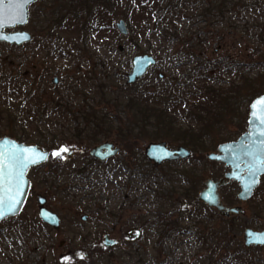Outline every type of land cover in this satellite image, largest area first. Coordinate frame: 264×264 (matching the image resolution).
<instances>
[{
    "label": "rangeland",
    "instance_id": "rangeland-1",
    "mask_svg": "<svg viewBox=\"0 0 264 264\" xmlns=\"http://www.w3.org/2000/svg\"><path fill=\"white\" fill-rule=\"evenodd\" d=\"M157 1H160L159 6H151V2L156 4ZM157 1L150 0L146 11L132 18V27L124 18L116 16L105 19L113 29L85 34L73 19L53 23L51 16L66 6L67 0H43L31 7L28 24L19 29L29 32L32 41L21 49L0 44L1 72L7 67L14 70L17 59L18 64H25L23 67L33 68L29 69L32 74L27 80L29 83L42 84L40 88L48 92V89H54L63 103L75 106V109L83 103H92L88 99L103 83L98 74L102 63L106 64L113 84L120 86L126 83L132 58L143 54L153 56L157 65L137 80L136 85L141 91L161 89L163 93L169 92L165 99L175 101L163 104L169 109L174 105V113H168L174 121L172 128H159L158 119L149 121L142 131L135 130L137 139L131 142L135 147L130 144L128 147L131 153L121 151L116 160L101 165L93 162L86 168L82 167L84 159L89 158L88 151L94 145L88 146L84 140L69 137L72 129L82 122L78 111L61 120L65 132L45 134V131H34L33 126L26 128V137L29 136L26 143L48 141L57 148L50 152L47 162L34 171L35 194L29 198L22 213L0 222V264H244L239 251L251 255L255 264H264V247H246L243 236L246 228H264V178L246 202L233 198L232 194L239 192L234 183L219 189L225 201L243 210L240 215L224 217L198 201V193L206 180H218L227 171L223 164L209 160L207 155L217 153L221 143L236 140V128L242 124L241 112L238 115L222 114L219 123L200 135L197 134L198 123L187 109L194 106L195 98L199 96L196 91L198 78L206 75L203 65L209 60L237 59L243 67L247 65V79L252 87L264 91V61L260 59L264 47L257 44L260 52L252 54L244 43L247 36L253 40L254 36L260 38L262 35L257 28H250L259 23V16L251 13L255 7L244 9L245 4H257V0H233L225 17L217 14L206 17L214 27L205 26L207 23L198 12L197 0H189L188 4L195 6L190 12L176 17L173 6L180 0ZM67 5L69 7V3ZM120 19L128 29L126 36L115 29ZM136 20L141 23L134 28ZM228 22L238 27L239 36L223 31L222 25ZM167 25L172 32L177 31L179 38L193 41L196 47L188 51L194 56L183 50L174 38L164 37L163 33L169 31ZM186 34L191 36L185 38ZM237 39L241 41L239 45ZM172 56L179 59L174 65L170 63ZM7 62L12 65H6ZM207 73L214 88L227 89L236 77L234 71ZM38 76L43 77L44 82ZM54 79L56 85L52 83ZM249 88L244 89L241 98L248 94ZM171 94L173 96H169ZM248 102L244 100L241 104L246 118L251 104ZM119 118L121 121L123 118L132 122L139 120L129 114L123 118L119 115ZM101 119L105 118L101 116ZM50 137L55 141L49 140ZM152 142H165L170 148L182 146L189 150V157L155 168L144 156L145 146ZM62 146L70 151L78 149L80 159L70 163L65 162L67 153L61 154L64 158L51 155ZM115 146L121 147L117 143ZM38 174L45 177L46 184L37 181ZM191 182L194 183L193 190L189 189ZM37 195L45 197L46 207L60 217L59 229L51 230L39 223ZM193 211L196 213L190 218ZM109 214L115 218H110ZM84 215L86 221L81 220ZM230 219L238 226L231 225ZM162 220H176L177 223L175 227H166L160 223ZM104 235L119 241V245L105 248L101 245ZM131 236L136 238L130 240Z\"/></svg>",
    "mask_w": 264,
    "mask_h": 264
},
{
    "label": "trees",
    "instance_id": "trees-1",
    "mask_svg": "<svg viewBox=\"0 0 264 264\" xmlns=\"http://www.w3.org/2000/svg\"><path fill=\"white\" fill-rule=\"evenodd\" d=\"M134 1L136 2H133V0L129 2H125V0H67L69 7L67 4L66 6H62L55 11L51 18L54 20L53 23L65 21V19H73L74 23L79 26L80 31L85 34H88L89 31L103 32L105 29H113V27H111L112 25L107 24L105 19H111V17L115 18L116 16L124 18L127 23L129 22V26L132 27V18L144 13L150 2V0ZM232 1L233 0H197V5L199 6L198 12L201 17L204 18L205 23H207L205 26L208 27L209 25L214 27L210 19L206 18L210 15L217 14L220 17H225L226 12L230 10ZM154 2H151V6L157 7L160 5V1H157L156 4H154ZM256 2L257 4L250 2L244 5V9L250 7L252 10L253 6L255 7L251 13L259 16V23L256 25L257 27L252 26L250 28H257L258 32L262 33L260 38L254 36L253 40L250 36L246 37L244 43L252 54L260 52L259 48H256L257 44L260 45L261 48L264 47V0H257ZM188 3L189 0H180L179 3L173 6L176 10L175 17L181 13L186 14V11L190 12L192 7L195 6L193 3ZM257 6L259 7L256 8ZM258 9L262 10V13H260ZM255 10L258 13H256ZM139 20H136L135 25L133 24L134 28L141 23ZM45 29L46 27L43 28L42 31ZM169 29L170 27L167 25V30ZM222 29L235 37L239 36L238 27L233 26L231 22L222 25ZM246 30L247 27L244 31ZM163 35L166 38L170 37V40L174 38L179 42L177 44L187 52H189L188 50L191 51L193 47H196L193 45V41L184 39L183 37L179 38L176 30L173 32L172 30L165 31ZM188 35L189 37L191 36V34ZM188 35L186 34L185 38ZM257 38L260 40H257ZM249 41H251V43H249ZM240 43V39H237V44L239 45ZM21 48L22 46H15V49ZM262 52L263 54L260 55L261 62L264 61V50ZM189 54L194 56L190 52ZM170 59V63H173V65L179 61L177 56H172ZM203 60L206 61L205 59ZM258 63H260V61ZM5 64L12 65L10 62ZM23 66H25V64H18L17 59H15L14 70L11 71L7 69L9 67L6 66L7 68L2 72L0 71V134L2 136L15 137V139L19 141L26 142V140L29 139V136L26 137V128L30 129L32 126L34 131H45V134L47 132L53 133L52 131H59L61 133L64 131L61 120L66 119L65 116L67 114L74 115L76 111L80 113L78 115L82 122L78 123V125L72 129V133H75V139L84 140L88 146L98 143L102 139L111 140L112 137H114L116 139L115 142H118L123 147H128V142H136L137 133H134L135 130L142 131L144 124L152 120H160L159 128L173 127L174 121L171 117H168V113H174V105L172 108L170 107V109L168 106H163V104L169 105L175 103V101H167V99H165V96H167L169 92L167 93L164 91L163 93L161 89L160 91L156 90L154 92H150L147 89H144L146 91H141V88L136 84L128 85L127 83H123V85L120 86L115 83L113 84L112 76L109 75L105 63H102L98 68V74L99 77L103 79V83L96 87V92L92 94L93 97L88 99L92 103H83L76 109L75 106L72 107L69 104L63 103V99L59 96V93L54 92V89H48V92L40 88L42 84L37 86V84L29 83L27 80H29V77L32 75L29 69L31 70L33 68H29V66L25 68ZM246 66L247 65L243 67V65L234 58H227L221 61L209 60L205 62L203 68L206 69V75L208 74L207 72H210V74H222L223 72L234 71L236 77L227 89H224L222 86L214 88V83L211 85L209 82L210 79L206 77V75L198 78L196 91L199 92V96L195 98L196 102L194 106L187 108L191 110L190 114L193 120L198 123L199 129H197V134L203 135V132L206 130L207 132L210 131L215 124L220 122L218 119L223 117L221 116L222 114H225V116L238 115L240 112L242 124L240 125L241 127L236 128L238 131L237 137L245 131L247 118L244 117L241 104L244 100L247 102L249 101V104L256 97L264 93L261 88L256 89L255 86L254 88L252 87L251 81L247 79L249 75ZM91 74L94 76L95 72L92 71ZM38 77L39 80H44L43 77ZM245 88H249L248 94L246 93V95L241 98L240 94L244 92ZM169 96H173V94ZM247 97L248 99H246ZM11 99L13 101H11ZM85 101L86 100H83V102ZM120 109L122 113H120ZM200 113L204 114V116H199ZM104 114H106V116ZM128 114L132 117H139V120L133 122L131 120H125L123 117H126ZM107 115H112V117L108 118ZM119 115H121L123 121H121ZM101 116L105 119H101L100 121ZM134 122H136V124ZM64 132L62 135L65 134ZM48 139L51 140L54 139V137ZM38 141L39 140L31 142L38 145L40 144L50 152L57 148L53 142L49 143L47 141L42 144L40 142L38 143ZM53 141H55V139ZM132 146L135 147L133 144L131 147ZM228 195L230 194L228 193ZM232 195L234 196L233 198H235V195ZM226 202L230 205L228 201ZM228 222L231 223V225L238 226L237 223H232L231 219ZM240 252L241 251H239V254L241 258H243L244 264H255V260L251 255L249 256L246 253ZM235 255H238V253H235Z\"/></svg>",
    "mask_w": 264,
    "mask_h": 264
},
{
    "label": "water",
    "instance_id": "water-1",
    "mask_svg": "<svg viewBox=\"0 0 264 264\" xmlns=\"http://www.w3.org/2000/svg\"><path fill=\"white\" fill-rule=\"evenodd\" d=\"M37 1L38 0H32V3L26 6V14L23 23H17L15 20H6L3 29H0V36L5 38L0 39V43L20 46L29 43L32 40L31 34L25 30H15L12 32H6V30L24 27L28 23L29 7ZM115 27L120 35H127L128 30L122 19L116 22ZM24 37L27 38L25 39ZM155 64L156 60L151 55L144 54L134 56L131 60V71L127 75V84H134L137 80L141 79L150 68L154 67ZM54 84H56V79ZM262 98H264V93L256 97L249 106L246 131L236 141L220 144L218 146L217 153L207 155L209 160H215L224 164L225 167L230 169V172L225 174V176L218 181H212L210 179L207 180L205 188L199 193L198 200L205 203L207 206L216 209L225 217L240 215L243 210L240 207L225 206L220 200L218 189L230 181L237 182L240 187L238 198L241 201H246L252 196L254 189L259 185L260 177L264 176V124L260 122L259 117L254 119L253 113L254 103L257 105V112H259L261 108H264V103H258ZM111 146L112 145L104 144L96 147L90 151V155L100 160H105L117 152L116 149L112 151ZM13 147L16 149H36L41 153L48 154L49 157V153L47 151H44L35 144H24L10 137L0 138V148L4 149L5 152H9ZM103 150L104 153H101ZM145 154L149 160H152L156 165H159L165 161L187 158L190 153L183 147L168 149L165 142H152L146 145ZM47 159L41 160L38 163L29 164V166L24 170V175L19 183L22 195H17L15 183L12 185H8L7 183L5 184V188L7 189L10 187L11 191L6 190L2 193L5 199V204L3 207L4 218H0V222L8 218H13L20 213L28 196L29 180L27 179V172L29 168L41 165L45 163ZM250 170L256 171V175L254 177L250 174ZM253 180H255V183H252ZM249 185H251L250 192L247 190ZM9 196H13L20 200V204L16 205L15 212L8 211V205L11 203V201L8 200ZM40 203L43 204L44 199H40ZM39 217L46 224L54 227H58L59 225L57 216L50 213L45 208H41L39 210ZM244 244L246 247L264 246V229L262 231L246 229L244 231Z\"/></svg>",
    "mask_w": 264,
    "mask_h": 264
},
{
    "label": "snow or ice",
    "instance_id": "snow-or-ice-1",
    "mask_svg": "<svg viewBox=\"0 0 264 264\" xmlns=\"http://www.w3.org/2000/svg\"><path fill=\"white\" fill-rule=\"evenodd\" d=\"M32 0H0V29H3L6 20H15L17 23H23L25 17V9L27 5H30ZM5 37L0 36V39ZM25 39L27 37H24ZM258 103H264V98ZM254 119L259 117L260 122L264 124V108H261L257 112V105H253ZM70 149L62 146L60 149L54 151L51 155L54 157L64 158L61 154L68 153ZM48 158V154L41 153L36 149L21 148L16 149L13 147L9 152H5L4 149L0 148V218H4L3 207L5 199L2 193L4 191H11V188H5V184L12 185L15 183L17 188V195H22L19 188V183L24 175V170L29 164L38 163L41 160ZM250 174L254 177L256 175L255 170H250ZM255 183V180L252 181ZM251 191V185L248 189ZM8 200L11 203L8 205L9 212H15L16 205L20 204V200L13 196H9Z\"/></svg>",
    "mask_w": 264,
    "mask_h": 264
},
{
    "label": "flooded vegetation",
    "instance_id": "flooded-vegetation-1",
    "mask_svg": "<svg viewBox=\"0 0 264 264\" xmlns=\"http://www.w3.org/2000/svg\"><path fill=\"white\" fill-rule=\"evenodd\" d=\"M55 81V80H54ZM74 136H75V133H71V135L69 136V137H71V138H73V139H75L74 138ZM113 138V137H112ZM115 140L116 139H114V140H105L104 142H102V143H100V144H97V143H95V144H92V145H94L89 151H88V155H89V158L87 159V158H85L84 160H85V165H82V167L84 166L85 168L86 167H89L93 162L95 163V164H102V163H105L106 161H108V160H116V157L119 155V153L122 151V152H124V154H129V153H131V152H129L130 151V149L128 148V147H123L121 144H119L118 142H115ZM85 143V142H84ZM99 143V142H98ZM115 143H117L118 145H120L121 147H123V148H121V147H117V146H115ZM86 144V143H85ZM104 144H109V145H112L111 146V150L112 151H114V149H116L117 150V152L114 154V155H111V156H109L107 159H105V160H100V159H98V158H96V157H94V156H92V155H90V151L92 150V149H94V148H96V147H99V146H101V145H104ZM132 145V143L130 142H128V145ZM87 145V144H86ZM89 146H91V145H89ZM167 148H169V149H176V148H170V147H167ZM45 150H47V149H45ZM189 151V150H188ZM77 152H79V150L78 149H75V150H73V151H69L67 154H66V157H65V162H70V163H72V162H74V161H76V160H79L80 158L78 157L80 154H77ZM101 153H104V150L103 151H101ZM190 153V152H189ZM49 154H50V152H49ZM144 156H145V158L149 161V162H151V164H152V166L153 167H155V168H158V167H160L163 163H169V162H176V161H179V160H182V159H184V158H179V159H177V160H173V161H165V162H162L161 164H159V165H156L152 160H149V158L146 156V154H145V149H144ZM82 158V157H81ZM90 160V161H89ZM47 162V161H46ZM45 162V163H46ZM64 162V163H65ZM215 162V161H214ZM45 163H43V164H45ZM43 164H41V165H38V166H35V167H32V168H30L29 170H28V172H27V178H28V180H29V190H28V196H27V199H26V202H25V205H26V203L28 202V200H29V198L32 196V195H34L35 194V187H34V184H33V182H34V171H36L39 167H41V166H43ZM71 165V164H70ZM67 166H68V164H67ZM74 166V165H73ZM83 167V168H84ZM225 167V166H224ZM80 168H81V166H80ZM226 169H227V171L223 174V177L225 176V174H227V173H229L230 172V170H229V168H227V167H225ZM32 171V172H31ZM37 177V181H39V183L41 182V183H45L46 184V180H45V177H43L41 174H38V176H36ZM222 177V178H223ZM222 178H220V179H222ZM220 179H218V180H220ZM207 180H209V179H207ZM206 180V181H207ZM210 180H212V181H218V180H213V179H210ZM260 181H261V179H260ZM206 183V182H205ZM231 183H234L235 185H236V187H238L239 188V185L236 183V182H234V181H230L229 183H227L226 185H224V186H222V187H220L219 189H221V188H223V187H225V186H227V185H229V184H231ZM194 184L191 182V184H190V190H193V188L191 187V186H193ZM259 187V186H258ZM258 187L255 189V191H254V193L256 192V190L258 189ZM204 188H205V184H204ZM203 188V189H204ZM219 189H218V194H219ZM189 191V190H188ZM200 192H201V190H200ZM199 192V193H200ZM199 193H198V196H199ZM253 193V194H254ZM219 196H220V194H219ZM235 198L238 200V201H240V202H246V201H248L249 199H251V197L248 199V200H246V201H241V200H239V198H238V194L237 195H235ZM40 199H44V203L42 204V203H40ZM220 200L222 201V203L225 205V206H228V207H232V205H228L227 204V202L225 201V198H224V196H220ZM199 201V200H198ZM203 206H205V208H208V209H213V210H215L218 214H220L216 209H214V208H212V207H209V206H207L205 203H203V202H201V201H199ZM37 203H38V206H39V209H38V220H39V223L40 224H43V226L44 227H47L48 229H51V230H57V229H59L60 228V226H61V219H60V217L58 216V214L57 213H55V212H53V211H51V210H49L47 207H46V205H47V199L45 198V197H43V196H40V195H37ZM25 205L23 206V208H22V210L20 211V213L18 214V215H20L21 213H22V211L24 210V208H25ZM235 207H237V206H235ZM41 208H45L47 211H49L50 213H52V214H55L56 216H57V218H58V220H59V225H58V227H54V226H51V225H49V224H46V223H44L41 219H40V217H39V210L41 209ZM195 213H196V211H193L192 213H190V218H192V217H194V215H195ZM18 215H16L15 217H17ZM111 214H109V216H110ZM221 215V214H220ZM14 217V218H15ZM225 217V216H224ZM110 218H112V215H111V217ZM115 218V217H114ZM114 218H112V219H114ZM81 220L82 221H86L87 220V216L86 215H84L82 218H81ZM161 224H165V225H167L166 227H175L176 226V223H177V221L176 220H172V221H165V220H162L161 222H160ZM246 229H248V228H246ZM245 229V230H246ZM264 229V228H263ZM263 229H260V230H263ZM260 230H258V231H260ZM131 231H129V233H130ZM126 235H128V234H126ZM136 235V234H135ZM137 236V235H136ZM136 236H131L130 237V240H134L135 238H136ZM203 237V236H202ZM84 240H86V239H84ZM101 245L102 246H104L105 248H114V247H117L118 245H119V241H117V240H115V239H111V238H109L108 237V235H104V237H103V239H102V241H101ZM259 247H264V246H259Z\"/></svg>",
    "mask_w": 264,
    "mask_h": 264
}]
</instances>
